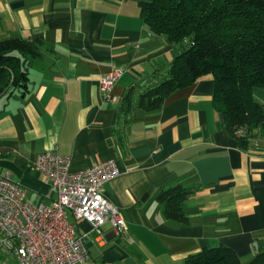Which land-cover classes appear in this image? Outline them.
I'll return each mask as SVG.
<instances>
[{
    "label": "crops",
    "instance_id": "crops-1",
    "mask_svg": "<svg viewBox=\"0 0 264 264\" xmlns=\"http://www.w3.org/2000/svg\"><path fill=\"white\" fill-rule=\"evenodd\" d=\"M141 1L150 0H0V41H42L27 86L0 94V173L32 203L51 204L58 190L35 167L40 153L70 156L73 171L117 161L120 174L104 194L129 235L107 222L101 237L79 223L86 264H186L221 244L248 263L264 252V122L242 148L214 103L212 74L178 88L158 110L139 107L141 89L161 81L179 52L148 29ZM114 69L123 73L107 91L101 81ZM256 95L264 103V89ZM177 184L194 189L186 224L169 219L156 199ZM0 253L13 255L1 245Z\"/></svg>",
    "mask_w": 264,
    "mask_h": 264
},
{
    "label": "trees",
    "instance_id": "trees-1",
    "mask_svg": "<svg viewBox=\"0 0 264 264\" xmlns=\"http://www.w3.org/2000/svg\"><path fill=\"white\" fill-rule=\"evenodd\" d=\"M148 29L179 49L164 78L141 89L138 106L158 110L178 88L212 74L214 103L228 132L239 145L251 147L264 122V0H150L141 1ZM40 39L8 38L0 41V94L28 84L30 58L41 52ZM134 89L125 107L134 104ZM194 189L177 184L159 190L156 199L165 215L188 223L184 205ZM186 264H264V252L243 263L226 245L205 247L186 258Z\"/></svg>",
    "mask_w": 264,
    "mask_h": 264
},
{
    "label": "built area",
    "instance_id": "built-area-1",
    "mask_svg": "<svg viewBox=\"0 0 264 264\" xmlns=\"http://www.w3.org/2000/svg\"><path fill=\"white\" fill-rule=\"evenodd\" d=\"M123 71L114 69L101 81L110 91ZM72 158L56 150L40 153L35 167L58 190L51 204H34L10 173H0V245L18 264H86L90 257L79 223H90L103 237L109 222L122 237L129 235L119 208L104 194L105 184L120 174L115 159L79 171Z\"/></svg>",
    "mask_w": 264,
    "mask_h": 264
},
{
    "label": "rangeland",
    "instance_id": "rangeland-1",
    "mask_svg": "<svg viewBox=\"0 0 264 264\" xmlns=\"http://www.w3.org/2000/svg\"><path fill=\"white\" fill-rule=\"evenodd\" d=\"M0 264H18L15 257L13 255L5 256L0 253Z\"/></svg>",
    "mask_w": 264,
    "mask_h": 264
}]
</instances>
